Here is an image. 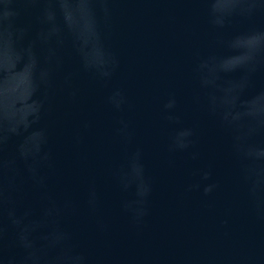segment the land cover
Wrapping results in <instances>:
<instances>
[{
  "label": "water",
  "instance_id": "water-1",
  "mask_svg": "<svg viewBox=\"0 0 264 264\" xmlns=\"http://www.w3.org/2000/svg\"><path fill=\"white\" fill-rule=\"evenodd\" d=\"M14 2L20 14L0 24V124H20L7 144L5 155L14 160L7 175L14 181L12 206L20 216L27 212L24 223L34 227L37 254L48 252L42 237L59 228L72 234L69 246L94 264H264V211L258 217L248 195L250 170L261 164L234 147L237 136L245 145L264 144V136L245 134L254 116L264 113V96L257 95L264 72L248 86L249 74L264 61V11L241 15L234 0H216L215 12L225 21L219 27L212 22L213 0H115L114 19L97 28L84 4L77 10L66 4L64 15L57 11L46 23L44 10L55 9L56 0ZM29 47L31 56L22 55ZM113 54L120 66L105 82L100 74ZM224 58L231 63H218ZM205 60L202 87L196 68ZM85 62L91 70L83 69ZM69 74L78 89L74 101ZM229 81L238 83L226 88ZM116 88L127 99L122 112L105 102ZM172 95L178 121L168 120L164 110ZM34 105L41 107L39 119L29 116ZM121 119L134 134L131 144L117 135ZM181 128L195 130L194 143L170 152ZM77 134L82 142L75 141ZM25 141L38 144V157L52 158L53 166L43 169L44 190L34 188L17 158ZM137 147L151 192L149 215L134 224L136 186L122 189L113 171L127 169ZM91 183L100 195L95 212L86 204ZM207 184L217 185L209 195ZM46 197L59 211L45 215L51 206ZM65 200L70 207H63ZM0 222L7 223L6 212ZM3 254L24 255L13 230Z\"/></svg>",
  "mask_w": 264,
  "mask_h": 264
},
{
  "label": "clouds",
  "instance_id": "clouds-1",
  "mask_svg": "<svg viewBox=\"0 0 264 264\" xmlns=\"http://www.w3.org/2000/svg\"><path fill=\"white\" fill-rule=\"evenodd\" d=\"M215 2L213 0V12L212 22L219 27L224 26V19L218 16L215 12ZM237 5V11L241 15H251L257 9L264 11V3H256V0H234ZM70 5L73 10L79 9L84 4L87 6L89 13L91 14L97 28L100 25L107 27L115 17L116 9L113 7L115 0H56L55 9H45L43 13V21L50 23L55 19L56 12L64 15L65 5ZM20 11L14 2V0H0V24L11 23L18 15ZM264 34V33H262ZM22 55L31 56V48L23 50ZM209 61H202L197 65L196 72L203 87L206 84L203 69L207 67ZM220 64L231 63L229 58H224L218 61ZM119 59L116 54H113L107 66V70L101 73V78L105 82H110L113 75L119 69ZM85 71L91 70L92 65L85 62L82 65ZM232 70H236L233 68ZM256 72H264V61L259 62L251 71L248 78V86H252ZM45 78L47 74H44ZM71 74L66 77V81L69 83L71 91L69 92L70 98L74 101L78 96V89L71 85ZM237 81H229L225 85L226 88H231ZM257 95L264 96V89H260ZM116 112H122L127 99L125 93L121 89H112L110 94L106 97L105 101ZM177 106V99L174 95L168 98L167 103L164 105V110L167 113V119L170 121H178L179 117L175 114L174 110ZM41 107L34 105L30 108V118L39 119ZM231 123L230 121H226ZM84 127L91 128L90 123H86ZM20 130V124L10 125L7 128H3L0 124V213L6 212L7 223L0 222V260H3V264H94L92 259L85 253L75 251L70 245L72 240V234L66 230L54 229L45 234L42 239L45 241L48 252L44 255H38L36 251V245L32 239V232L34 227L24 223V217L28 215L27 212L24 216L17 214L16 209L12 206V192L14 190V181L7 175L9 169L14 164V160L8 158L6 148L9 139L12 135H18ZM117 135L121 137L124 145L131 144L134 138L133 132L130 130V125L127 121L121 119L119 121V127L116 129ZM246 135H261L264 136V113H259L254 116L252 126L245 133ZM195 136V130L193 128H181L171 138L169 143V151H186L194 143L193 137ZM82 135L77 134L75 141L77 143L82 142ZM234 147L242 158L260 162L261 167L259 170L252 169L249 173V189L248 195L251 202L253 211L258 217L261 216L264 211V144H250L245 145L241 143V137L235 138ZM39 152V146L36 143L25 141L17 147V158L22 159L25 162L26 172L31 180L34 188L37 190H44L47 187L48 177L43 171L44 168H51L53 166L52 158L49 154L43 156H37ZM192 159H198L199 153L191 152ZM142 157V149L137 147L134 153L130 156V164L127 169H116L113 171V176L117 184L122 189H127L130 185L135 184L137 189L138 199L135 201V209L132 214V221L134 224L143 222V219L149 215V209L147 207V197L151 192V185L146 181L144 176V168L140 163ZM210 178V173H203L202 179L207 181ZM196 189L200 188L197 184L194 186ZM217 185L207 184L204 186L203 191L205 195L211 194ZM191 190V189H190ZM49 199L50 205L45 208V215H52L54 211H59V207ZM86 204L90 211L95 212L100 205V195L95 183H91L88 186L86 195ZM70 201L65 200L63 207H70ZM123 208L125 211L129 209L127 202L124 203ZM227 223V221H225ZM103 228L104 226L101 225ZM15 232V243L18 247L24 250V255L20 258L7 256L4 250L8 245L9 231ZM95 264H102V261L97 260Z\"/></svg>",
  "mask_w": 264,
  "mask_h": 264
}]
</instances>
